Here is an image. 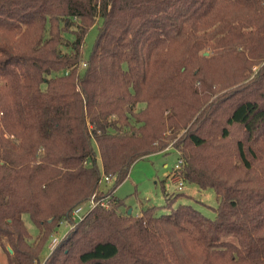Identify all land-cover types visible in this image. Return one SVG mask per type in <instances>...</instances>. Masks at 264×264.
Listing matches in <instances>:
<instances>
[{"label": "trees", "instance_id": "trees-1", "mask_svg": "<svg viewBox=\"0 0 264 264\" xmlns=\"http://www.w3.org/2000/svg\"><path fill=\"white\" fill-rule=\"evenodd\" d=\"M169 147L215 218L183 194L119 210L134 163ZM104 176L109 206L77 222ZM62 223L45 264H264V0H0L3 264H41Z\"/></svg>", "mask_w": 264, "mask_h": 264}, {"label": "rangeland", "instance_id": "rangeland-1", "mask_svg": "<svg viewBox=\"0 0 264 264\" xmlns=\"http://www.w3.org/2000/svg\"><path fill=\"white\" fill-rule=\"evenodd\" d=\"M98 34V25H94L90 28L86 35V47L84 49V60L89 59ZM84 64L82 68L84 69ZM94 147L97 150V146L94 143ZM98 151V150H97ZM179 156L178 153L169 147L166 153H157L145 158H142L134 163L131 168L128 178L121 183L115 192L116 197L123 200V207L120 211L128 212L132 211L133 216H138L141 212L151 206H157L159 214L167 213L168 210L163 208L168 203V197H175L176 194H183L174 204V207L180 203L190 204L201 210V212L210 218L216 217V212L214 208L218 206V196L213 189L202 190L197 185L187 182L180 173V176L184 180V187L182 190L178 188V183L171 179V173L173 172L175 166L178 164ZM97 163L102 169V163L100 155L97 152ZM182 166V165H181ZM112 186V181L102 182V190L105 197L102 200L107 204L108 197L110 195L109 189ZM111 193V194H113ZM83 212L79 213L75 220L78 222L81 218L89 211L86 207ZM102 206V205H101ZM26 226L28 231L34 238L38 234V228L31 221L29 216H24ZM73 227L68 223H62L58 227V231L50 239L46 253L42 257L41 264H45L50 254L56 249L57 245L66 237L69 231ZM56 238L59 240L58 244L54 246L52 242ZM5 263V261L0 259V264Z\"/></svg>", "mask_w": 264, "mask_h": 264}, {"label": "built area", "instance_id": "built-area-1", "mask_svg": "<svg viewBox=\"0 0 264 264\" xmlns=\"http://www.w3.org/2000/svg\"><path fill=\"white\" fill-rule=\"evenodd\" d=\"M84 66H85V64H84ZM181 165H182V161L179 160V161H178V164L175 166L173 172L171 173V179H173L174 181H176V182L178 183V188H179L180 190H182L183 187H184V180H183V178L180 176V168L182 167ZM110 180H111V177H109V176H104V177H103V181H105V182H108V181H110ZM102 200H104V199L96 200L95 197H93V198L90 199V201H89L87 204H85V205H87L86 207H88V208H89V211H90V210L94 209L95 207H97L98 205L105 206V203H104ZM85 205H82V206H80L79 208H77V209L75 210V212H74V217H76L79 213H81V212L84 211V209H85ZM82 218H83V217H82ZM82 218H81V219H82ZM52 242L54 243V246H56V244H58L59 240L56 239V238H54Z\"/></svg>", "mask_w": 264, "mask_h": 264}, {"label": "water", "instance_id": "water-1", "mask_svg": "<svg viewBox=\"0 0 264 264\" xmlns=\"http://www.w3.org/2000/svg\"><path fill=\"white\" fill-rule=\"evenodd\" d=\"M205 54L207 55L208 53H205ZM128 213H129V214H131V213H132V211H128Z\"/></svg>", "mask_w": 264, "mask_h": 264}]
</instances>
